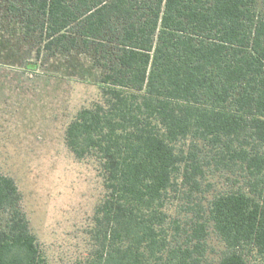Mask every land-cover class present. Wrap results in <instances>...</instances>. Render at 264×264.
<instances>
[{"label": "trees", "instance_id": "1", "mask_svg": "<svg viewBox=\"0 0 264 264\" xmlns=\"http://www.w3.org/2000/svg\"><path fill=\"white\" fill-rule=\"evenodd\" d=\"M257 7L258 0L10 1L25 33L40 34L46 49L83 47L101 69V98L65 131L78 159L97 161L105 189L85 264H207L212 230L225 245L217 264H264ZM201 144L220 153V164L236 165L243 183L175 208L173 193L211 184ZM0 215V264H50L15 181L1 173Z\"/></svg>", "mask_w": 264, "mask_h": 264}, {"label": "rangeland", "instance_id": "2", "mask_svg": "<svg viewBox=\"0 0 264 264\" xmlns=\"http://www.w3.org/2000/svg\"><path fill=\"white\" fill-rule=\"evenodd\" d=\"M10 1L0 0V173L15 181L49 263L85 264L105 189L97 161L78 159L66 145L65 131L79 110L101 98V69L94 52L83 47L46 49L40 34L25 33L22 19L9 10ZM257 9L263 16L264 0H258ZM201 149L208 154L211 184L173 193L175 208L206 204L243 183L236 165L220 164L222 157L211 146L201 144ZM224 248L212 230L207 264H217Z\"/></svg>", "mask_w": 264, "mask_h": 264}]
</instances>
